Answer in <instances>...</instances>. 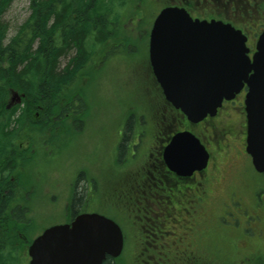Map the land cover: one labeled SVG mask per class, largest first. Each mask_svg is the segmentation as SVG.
<instances>
[{"label": "rangeland", "instance_id": "rangeland-1", "mask_svg": "<svg viewBox=\"0 0 264 264\" xmlns=\"http://www.w3.org/2000/svg\"><path fill=\"white\" fill-rule=\"evenodd\" d=\"M147 1L150 0H145L144 8L142 5L135 9L140 17L143 10L146 17V22L143 21L140 25L143 28L142 31H137L136 25L140 23L137 19L129 23L123 19L128 33L133 36L132 41L124 49L114 51L113 53H119L114 54L106 62L104 61V64L98 61L89 79H84L83 83H80L82 90L85 89V105H87L85 119L82 123H77L82 126V130L77 131L72 127L75 135L52 134L47 141V155L36 153L35 159L31 162V171L29 167L22 171L24 176L30 174L27 183L31 186L24 193V199L22 196L19 202L28 209L30 224L28 223L23 228L20 236L18 235L13 243L14 246L20 248L17 252L19 259L17 264L28 263L27 249L31 239L54 224L68 221L65 209L66 205L67 207L69 205L72 185L79 169L86 176L90 174L96 176L100 187L103 186L104 175L95 172L97 165L95 160L99 154L96 142L99 141L101 150H104L105 137L104 133L100 138L96 136L95 125L100 124L106 132L113 131L119 136V129L126 125L127 119L128 122H133V126H138L140 119L152 121L154 116L159 115L157 111L160 105L156 100V92L152 91L147 79L149 31H145V27H148L151 21L148 15H154L153 11L150 12ZM29 14V0L12 2L3 17L9 26L8 37L14 35L17 27L29 17ZM128 51L132 53L129 54ZM34 119L39 120L40 117L36 116ZM195 130V128L192 129L193 132ZM133 136L135 138L136 133ZM40 146H42V141H40ZM234 149L236 155L233 156L234 151L229 152L228 150L224 159L219 162L213 160L214 164L218 163L217 169L220 175L216 173L215 168L210 167L209 169V174L214 173L216 179L210 181L211 191L206 203H203L199 209L200 218L203 220L201 229L204 232L201 234L202 248L197 253L203 258H208V262L204 264H257L264 257V192L261 189L264 186V174L258 175L252 170L250 158L241 146ZM119 155L120 153L116 164L120 170L125 156L120 158ZM213 156L215 157V154ZM101 163L102 170L109 166V160L103 155H101ZM80 186H85L84 181L80 182ZM152 191H156V188H152ZM103 192L102 188V194ZM155 202L157 203V199ZM121 203L123 208L127 209V213L134 216L131 219L133 222L138 223L139 226L145 223L139 207L141 205H134L129 199ZM145 205L148 210L154 212V214L151 213V217L159 221L167 220L165 210L160 205ZM92 207L99 208V204L92 203ZM84 209L92 208L90 206ZM106 214L111 216L109 213ZM170 218L171 222L166 221L164 226L159 228V233L157 232L159 235L154 244L147 246L149 244L147 243L144 246L146 249L142 246L149 236L143 228L137 232H130L128 228H124L126 236L124 249L114 263L146 264L145 256L156 254L158 264H167L168 261L165 258L158 257L159 250L156 246L160 240L166 241L171 235H175L174 228L179 225L180 217L176 215ZM115 221L118 225L124 224L120 216L116 217ZM161 237L164 238L161 239ZM8 253L10 254L4 253V257H16L15 252ZM150 263L152 264L153 261L150 260Z\"/></svg>", "mask_w": 264, "mask_h": 264}, {"label": "trees", "instance_id": "trees-1", "mask_svg": "<svg viewBox=\"0 0 264 264\" xmlns=\"http://www.w3.org/2000/svg\"><path fill=\"white\" fill-rule=\"evenodd\" d=\"M13 1L0 0V264H17L20 248L13 243L30 221L19 202L31 186L30 174L22 171H31L36 153L47 155L52 134L82 130L77 123L87 115V105L80 83L89 79L98 61L132 41L124 20L137 19V31L146 22L143 10L141 17L135 10L144 8L145 0H29V17L8 37L3 17ZM147 5L153 11L149 1ZM11 91L23 98L7 109ZM132 125L126 123L125 138ZM82 199L83 191L77 189L70 204L74 215L81 211ZM8 252L16 257H4ZM103 264L115 263L107 257ZM257 264H264V257Z\"/></svg>", "mask_w": 264, "mask_h": 264}, {"label": "flooded vegetation", "instance_id": "flooded-vegetation-1", "mask_svg": "<svg viewBox=\"0 0 264 264\" xmlns=\"http://www.w3.org/2000/svg\"><path fill=\"white\" fill-rule=\"evenodd\" d=\"M149 2L153 5V14L164 8H180L184 9L194 20L207 22L214 20L233 26L246 37L250 55L254 52L255 43L264 29V0H150ZM146 63L148 65L147 79L152 91L156 92V100L161 106L159 110L162 114L154 117L152 121L140 119L138 126H131L126 138V125L119 129V136L113 131L106 132L100 124L95 125L96 136L100 138L104 133L105 137L104 150H101L100 142H96L99 154L95 160L97 163L95 172L104 175V183L100 187L96 176V178L91 174L86 176L80 169L76 172L69 205L68 207L66 205L65 209L68 215L66 222L69 223L80 213H98L111 219L120 216L124 221L122 225L130 232L145 229L149 238L142 247L146 249L144 246L147 243H149L147 246L154 244L159 235V228H162L166 221L171 222V216L177 215L180 217V222L174 228L175 235L168 233L171 236L166 241L160 240L156 246L159 250L158 257L165 258L168 263L204 264L208 262V258H203L197 253L202 248L201 234L204 232L201 229L203 220L200 218L199 209L203 203H206L211 191L210 181L216 179L214 173L209 174L210 167L215 168L216 173L220 175L217 169L218 163L214 164L213 160L221 161L228 150L229 152L234 151V156L236 155L234 148L241 146L244 149L245 147L244 96L246 89L244 88L234 100L223 102L215 116H208L202 122L189 126L186 124L185 117L165 101L147 60ZM71 113L77 112L73 109ZM193 128L196 129L194 132ZM182 131L194 134L209 154L206 169L194 172L190 177H181L169 170L163 157L164 149L171 138ZM134 133H136L135 138ZM121 144L124 145L122 156H125V160L121 162L119 170L116 163L117 156L121 152ZM101 155L109 160V166H106L104 170L101 169ZM83 181L85 186H80V182ZM152 188H156V191H152ZM77 189L83 191V199L78 209L81 211L74 215L70 204ZM261 189L264 192V186ZM125 199H129L134 205H141L139 206L140 211L145 213L144 217L140 215L145 221L141 226L133 222L131 220L133 216L127 213L126 208H123L121 201ZM156 199L165 210V217H168L166 221L151 217L150 214L153 212L144 205H155ZM92 203L99 204V208H93ZM90 206L92 209H84ZM112 220L115 221V219ZM150 260L153 261L152 264H158L156 254L145 256L146 264H151Z\"/></svg>", "mask_w": 264, "mask_h": 264}, {"label": "water", "instance_id": "water-1", "mask_svg": "<svg viewBox=\"0 0 264 264\" xmlns=\"http://www.w3.org/2000/svg\"><path fill=\"white\" fill-rule=\"evenodd\" d=\"M165 18L168 23L161 27ZM246 41L229 24L193 20L184 9L165 8L152 24L148 54L166 101L191 124L215 116L223 101L233 100L246 87L245 152L253 169L264 173L252 146L264 140V30L252 56ZM22 98L11 91L6 108L19 105ZM163 157L169 170L190 177L206 168L209 154L198 138L184 131L171 138ZM122 249L117 224L98 214H81L35 238L28 247V264H103L107 257L117 258Z\"/></svg>", "mask_w": 264, "mask_h": 264}, {"label": "snow or ice", "instance_id": "snow-or-ice-1", "mask_svg": "<svg viewBox=\"0 0 264 264\" xmlns=\"http://www.w3.org/2000/svg\"><path fill=\"white\" fill-rule=\"evenodd\" d=\"M168 23L167 19L161 20V27L166 26ZM253 146V155L257 156V158L260 160L262 164H264V140H261V142L257 145L255 142L252 144ZM174 148H176V145H173ZM101 225H103V222H100Z\"/></svg>", "mask_w": 264, "mask_h": 264}]
</instances>
